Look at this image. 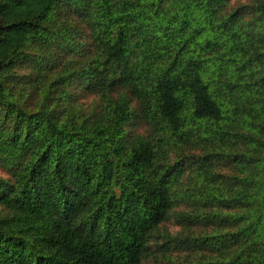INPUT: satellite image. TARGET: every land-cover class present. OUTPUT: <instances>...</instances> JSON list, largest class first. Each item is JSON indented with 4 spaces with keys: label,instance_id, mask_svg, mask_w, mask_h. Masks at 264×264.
I'll list each match as a JSON object with an SVG mask.
<instances>
[{
    "label": "trees",
    "instance_id": "trees-1",
    "mask_svg": "<svg viewBox=\"0 0 264 264\" xmlns=\"http://www.w3.org/2000/svg\"><path fill=\"white\" fill-rule=\"evenodd\" d=\"M0 168V264H264V0H0Z\"/></svg>",
    "mask_w": 264,
    "mask_h": 264
},
{
    "label": "rangeland",
    "instance_id": "rangeland-1",
    "mask_svg": "<svg viewBox=\"0 0 264 264\" xmlns=\"http://www.w3.org/2000/svg\"><path fill=\"white\" fill-rule=\"evenodd\" d=\"M132 123L135 132L140 133L144 131L145 126L142 123H140L138 120H133ZM0 174H2L1 168H0ZM164 227H168L171 231L178 230V227L175 226L171 221L165 222ZM141 264H167V263H165L163 258L157 255V256H150L144 259Z\"/></svg>",
    "mask_w": 264,
    "mask_h": 264
}]
</instances>
